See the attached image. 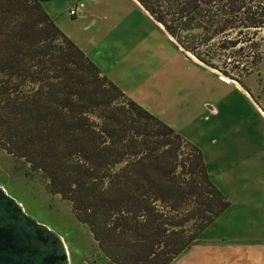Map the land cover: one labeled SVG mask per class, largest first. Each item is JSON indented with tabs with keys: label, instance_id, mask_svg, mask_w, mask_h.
I'll list each match as a JSON object with an SVG mask.
<instances>
[{
	"label": "trees",
	"instance_id": "obj_1",
	"mask_svg": "<svg viewBox=\"0 0 264 264\" xmlns=\"http://www.w3.org/2000/svg\"><path fill=\"white\" fill-rule=\"evenodd\" d=\"M137 1L178 45L193 22L203 43L252 28L245 41L261 60L264 0ZM0 148L70 202L113 264H171L229 207L201 150L103 75L41 0H0Z\"/></svg>",
	"mask_w": 264,
	"mask_h": 264
},
{
	"label": "rangeland",
	"instance_id": "obj_2",
	"mask_svg": "<svg viewBox=\"0 0 264 264\" xmlns=\"http://www.w3.org/2000/svg\"><path fill=\"white\" fill-rule=\"evenodd\" d=\"M150 17L137 14L134 33L119 46L107 37L99 62L129 98L201 150L212 182L229 201L227 210L182 253L179 264H213L206 262L211 252L228 262L235 248L240 260L249 259L239 264L256 263L246 252L257 253L264 242V43L257 63L255 50L245 41L254 29L230 27L203 43L202 28L193 22L192 36L175 31L178 45ZM226 35H240L243 43L224 49L219 42ZM183 48L216 69L196 63ZM224 73L240 78L241 89L235 81L226 82L231 79ZM0 186L25 213L62 237L70 264H113L88 226L77 221L70 202L50 194L44 178L2 148Z\"/></svg>",
	"mask_w": 264,
	"mask_h": 264
},
{
	"label": "crops",
	"instance_id": "obj_3",
	"mask_svg": "<svg viewBox=\"0 0 264 264\" xmlns=\"http://www.w3.org/2000/svg\"><path fill=\"white\" fill-rule=\"evenodd\" d=\"M41 1L45 11L66 36H68L89 58L90 54L93 53L94 58L90 59L98 66L103 75L108 74L104 70V65L99 62V59L105 52L104 43L106 42L107 37L111 36L112 40L115 41V44L119 46L122 42V38L132 36V33H134L133 29L137 14L140 16L143 13L150 15L137 0H81L84 2L85 6L78 11V14L75 17L68 15V7L72 1L76 0ZM135 10H137V13H135ZM69 21L71 22L70 25L68 24ZM66 23L69 28L64 26L67 25ZM165 33L171 38L167 32ZM73 35L77 40H75ZM172 41L175 42L174 39ZM120 49L123 50L122 47ZM192 59L196 63L202 64L198 60L194 58ZM218 76L220 77L219 74ZM225 81L233 82L232 80ZM235 84L241 89V86L238 83L235 82ZM262 114L264 115L263 111ZM262 244L263 245L260 244L261 246L260 249L257 250V253H255L253 249L246 252L247 257L251 255V258L255 259L257 264H264V242H262ZM182 253L179 254L171 264H179L182 262V258H180ZM208 254L210 255L206 258V262H211L213 260L215 261L213 264H239L249 260H240L239 251L237 253L236 248L228 262L226 261L227 259L223 260L218 252L207 253V255ZM248 263L256 264L253 260H250Z\"/></svg>",
	"mask_w": 264,
	"mask_h": 264
},
{
	"label": "water",
	"instance_id": "obj_4",
	"mask_svg": "<svg viewBox=\"0 0 264 264\" xmlns=\"http://www.w3.org/2000/svg\"><path fill=\"white\" fill-rule=\"evenodd\" d=\"M0 264H70L62 237L0 186Z\"/></svg>",
	"mask_w": 264,
	"mask_h": 264
},
{
	"label": "built area",
	"instance_id": "obj_5",
	"mask_svg": "<svg viewBox=\"0 0 264 264\" xmlns=\"http://www.w3.org/2000/svg\"><path fill=\"white\" fill-rule=\"evenodd\" d=\"M85 6L84 2L81 0H76L72 2L68 7V15L75 17L78 14V11Z\"/></svg>",
	"mask_w": 264,
	"mask_h": 264
}]
</instances>
